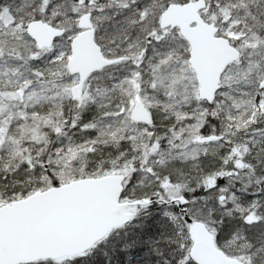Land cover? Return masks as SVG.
I'll use <instances>...</instances> for the list:
<instances>
[{
  "label": "snow or ice",
  "instance_id": "6c2138e0",
  "mask_svg": "<svg viewBox=\"0 0 264 264\" xmlns=\"http://www.w3.org/2000/svg\"><path fill=\"white\" fill-rule=\"evenodd\" d=\"M0 264H264V0H0Z\"/></svg>",
  "mask_w": 264,
  "mask_h": 264
}]
</instances>
